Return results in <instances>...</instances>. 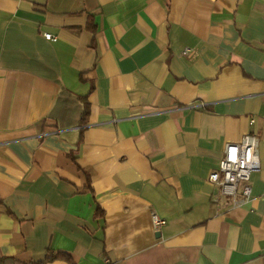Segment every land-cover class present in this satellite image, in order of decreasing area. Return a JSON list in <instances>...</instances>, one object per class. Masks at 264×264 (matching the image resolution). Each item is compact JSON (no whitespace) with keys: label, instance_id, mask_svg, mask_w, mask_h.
<instances>
[{"label":"crops","instance_id":"obj_1","mask_svg":"<svg viewBox=\"0 0 264 264\" xmlns=\"http://www.w3.org/2000/svg\"><path fill=\"white\" fill-rule=\"evenodd\" d=\"M40 262L264 264V0H0V264Z\"/></svg>","mask_w":264,"mask_h":264},{"label":"built area","instance_id":"obj_2","mask_svg":"<svg viewBox=\"0 0 264 264\" xmlns=\"http://www.w3.org/2000/svg\"><path fill=\"white\" fill-rule=\"evenodd\" d=\"M48 40L55 36L44 33ZM254 121L250 119V124ZM259 168L258 137L255 133H246L237 142H227L219 159L217 168L210 172L208 179L216 186L218 194L228 197L232 206H238L250 199L251 174ZM216 202V198L212 197ZM150 222L154 230L165 224V219L155 211L150 213Z\"/></svg>","mask_w":264,"mask_h":264},{"label":"trees","instance_id":"obj_3","mask_svg":"<svg viewBox=\"0 0 264 264\" xmlns=\"http://www.w3.org/2000/svg\"><path fill=\"white\" fill-rule=\"evenodd\" d=\"M87 112H88V109H87V105H86V103H85L84 111H83V115H82V118H81V122H82V123H83V121H84L85 116L87 115ZM57 257H64V258H66L64 254L58 253V254H56V255H51V256L47 257L46 260H48V259L51 260V259H54V258H57ZM38 264H43V263L40 262V263H38Z\"/></svg>","mask_w":264,"mask_h":264}]
</instances>
